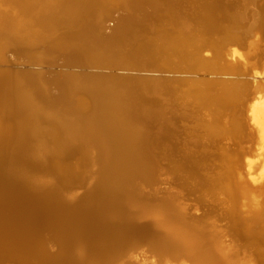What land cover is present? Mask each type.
<instances>
[{
    "label": "bare ground",
    "instance_id": "6f19581e",
    "mask_svg": "<svg viewBox=\"0 0 264 264\" xmlns=\"http://www.w3.org/2000/svg\"><path fill=\"white\" fill-rule=\"evenodd\" d=\"M10 1H18L24 12L20 22H16L11 15L15 12L14 8L13 11L0 9V41L7 40L9 47L29 49L36 44H49L48 51L46 50L47 52H43L37 58V62L42 63L62 58L68 64L79 63L88 67H122V63H125L128 64L127 68H133L140 67V61L146 60L149 63L156 62L158 65L155 68H161L160 70H171L178 65H184L185 68L216 73L222 70L223 60L231 55L230 50L229 54L222 48L235 45L244 50L249 49L245 56L259 60L258 49L263 45L260 41H255L249 42L250 45L247 46V39L256 33L257 25L259 29L261 26L264 28V0H208L207 2L206 0H186L191 4L193 12L189 11L184 18L180 17L176 8L168 5L165 15L173 19V22L169 23L171 27L153 29V35L151 34L157 38L160 35V45L153 44L151 36H145L141 41V33L146 31L147 25L154 19L161 17L158 2L168 3L174 0ZM0 6H2L1 1ZM148 8L154 9L153 13L156 15L153 14L152 17L146 14ZM116 10H122L125 16L113 33L104 36L100 23ZM254 17L257 19L256 24L253 22ZM257 21L261 25L257 24ZM194 25L201 27L200 32L194 30ZM64 29L65 31L68 29L67 40L72 37L75 42L68 43L66 39L54 41L59 38L57 34ZM9 31L14 33L10 35ZM208 33L221 34L211 39ZM208 49L211 52L210 60L201 57V53ZM2 52L0 49V55ZM2 56L4 57L5 54L2 53ZM240 56L245 58L243 53ZM235 60L232 61L234 63L232 69L238 72L239 64L238 60ZM38 78L19 76L17 79L10 80L7 75L0 73V165L7 162L9 153L13 161L10 163L11 170L8 176H19L21 173L16 167L22 164H31L42 172L40 179L30 177L18 179L21 189L26 193V200H22L21 203L10 206L7 202L9 193H0V225L1 221L5 220L6 227H9L5 228L2 234L13 238V243L22 244L21 249L18 247L16 249L15 245L12 246V242L5 243L3 238H0V259L22 256L28 260L25 264H56L48 261L41 247L36 245L35 240H31L36 231L30 226L35 217L41 216L45 217L50 225V221L55 216L56 220L61 219L60 222L66 226L73 222L64 215L58 203L61 187L52 189L49 187V181L43 179L46 178L45 176L55 175L57 179L61 178L64 181L68 176V171L62 164L51 165L46 160L51 144L58 146L79 144L84 152L82 160H85V163L88 162V153L92 152L96 154V157L92 159L93 163L105 173L107 172L109 177L115 170L120 172L117 180L101 181L100 189L103 195L99 200L105 210L104 215H119L121 220H124L121 228L123 232L136 234L157 230L158 239L150 243V250L159 262L171 264V262L185 260L192 264H254L253 255L264 248V235L258 238L261 234L253 232L237 214L236 207L239 205L240 198L230 167L227 168L228 172L223 178L219 179L218 189L199 198L203 203L212 206H215L214 200L225 198L230 204L226 214L232 219L228 227L220 225L216 212L206 214L202 218L203 222H190L185 207L175 203V209L186 218L188 221L186 222L178 219L175 212L170 209H159L158 203H161L162 199L167 202L175 201V194L173 195L171 190L168 192L165 190V195L158 198L160 191L156 189L146 200L140 198L138 190L154 186V173L158 161L164 158L167 162L169 159L174 160L173 156L176 152L180 158L182 157V162L163 169L180 184L186 185L188 189V184L179 173L186 170L190 175L189 179L193 180L194 176L190 173L192 171L188 170L195 169L200 156L176 149L173 144V134L169 133L166 127L171 122L175 123L174 120L177 118L185 120L191 117L199 121L200 118L198 119L196 115L205 113L210 122L201 126L200 129L208 137L201 139L191 133L187 134L183 144L192 148L208 144V138L218 139L220 142L226 135L238 134L243 131L241 123L236 121V117L227 118L226 113L238 107L242 108L245 101L249 102L252 99L249 100L252 96L251 87L248 88L247 84L235 81L203 79V81L191 79L192 81L189 82L160 79L144 83L101 80L91 75L86 77L59 75L48 80ZM14 86H50L56 95H50L49 90L39 91L37 87L36 89L32 87L33 89L29 91H21L22 89ZM95 86H145L147 92L164 97V100L158 104V107L153 101V105L146 103L150 107L147 109L142 98L132 95L134 91L130 88L115 97L107 96L110 101L105 103L102 92ZM78 94H82L85 99L78 98L76 101ZM89 99L94 113L92 117L84 119L83 112L86 110L85 106ZM41 101L62 104L64 106L62 113L65 114L45 113L39 106ZM181 106L189 108L187 107L182 114L178 115L177 111ZM256 107L264 110L262 95L254 100V109ZM104 109L118 113L120 117L116 120H119L122 126L132 124L133 136H128L129 134L122 128L119 135H114L111 130L107 132L104 125L100 123V115L97 113ZM259 112H261L260 109ZM71 115H79L83 119L75 116L71 118ZM44 118L47 124L41 126ZM224 121L229 122V126L222 128L221 124ZM152 124H155L157 129L153 138L147 134L148 127ZM262 130L263 133L264 128ZM16 136L19 137L17 140ZM19 143L20 146H17ZM217 152L220 160L228 159L229 161L230 154L223 155L224 148L222 151L218 149ZM31 161L37 162V165H32ZM189 163L191 167L188 166ZM8 176V181H12ZM190 190L192 193V187H189ZM6 212L9 213L7 218ZM143 219L150 221L148 228L136 230L130 225L135 220ZM79 226L80 223L77 228ZM70 227L75 230L76 226ZM89 228L83 229L80 226L76 229L74 239H69L67 245L72 248L76 240L82 241L84 234L89 235L97 229V226H93V229ZM66 233L70 235L69 232L66 231ZM223 243L225 249L222 250L220 246ZM73 254L78 259H83V261L79 260L78 264H91L83 249L76 248ZM113 257L95 264H112L116 259V256Z\"/></svg>",
    "mask_w": 264,
    "mask_h": 264
},
{
    "label": "water",
    "instance_id": "95a60500",
    "mask_svg": "<svg viewBox=\"0 0 264 264\" xmlns=\"http://www.w3.org/2000/svg\"><path fill=\"white\" fill-rule=\"evenodd\" d=\"M208 0H206L207 2ZM168 5H171L170 7L176 8L177 12H179L180 17H186L187 13L193 12V8L191 7V4H189L186 0H174L173 2H158V11L161 14V17L158 16L156 19L152 21L149 25H147L146 31H143L141 33V38L143 41L145 36H151L153 29H169L171 26L169 23L173 22V19H171L169 16L165 15V10L167 9ZM154 9H147L146 14L156 15L153 13ZM154 14V15H153ZM125 16V14L119 10L112 11L109 14V17L104 19L100 23V28L102 34L104 36H108L111 33H113L120 22V20ZM226 25V24H224ZM195 31L201 30L200 26H193ZM200 32V31H199ZM150 34V35H147ZM152 34V35H151ZM209 37L211 39L216 38L220 36L219 34L214 33H208ZM223 34V32H222ZM59 36L58 39H54V41H58L61 39L62 41H66L68 43L75 42V40H72V37L68 38V29L65 31H61L57 34ZM260 42L263 44L264 47V31L260 32ZM222 36V35H221ZM67 37V38H66ZM160 35L158 38L156 36L153 37L152 42L153 44H159L160 43ZM257 39V35L253 34L252 37L247 39V45L248 43L255 42ZM264 49V48H263ZM227 50V49H226ZM225 50V51H226ZM243 52L246 53L245 50L240 49ZM210 52L209 50H204L201 53V57L207 53ZM211 53V52H210ZM10 54L7 58H5L3 61L0 62V73H3L4 75H7L8 78L11 79H17L19 76L22 77H39L38 79L48 80L52 77L59 76V75H68L72 77H86V76H93L94 78L101 79V80H108V81H115V80H125L129 82H144L149 83L155 80H173L178 79L182 81H193L199 80H217V81H236V80H244L247 83L251 84V80L253 79V71L255 68H259L260 70L264 67V61H259L260 64L257 66H250L248 67V71L246 74H239V75H227L230 78H224L225 75L217 74V76L210 75L208 73H205L207 75H200L199 72L191 74L190 71L184 67V65H178L175 67V70L172 71H160L156 69L157 63H149V61L141 60L139 63L140 67H133V68H127L128 64L122 63V67H101V68H94V67H81L85 64L80 65L79 63L76 64H68L66 61L63 60V63L56 65L54 61L52 62H35L32 57L30 56H21L19 53H15L13 51H10ZM31 54H35L33 51ZM247 56V55H246ZM211 57H205L204 59L210 60ZM248 58V56L246 57ZM260 58V57H258ZM260 59H264L263 56H261ZM249 62L258 61L256 59H247ZM228 63H233L232 61L228 60ZM159 63V62H158ZM239 65H241L244 68V65L242 62H237ZM88 66V65H86ZM181 70V71H180ZM186 70V71H185ZM201 79V80H200ZM203 79V80H202ZM19 87L22 89L21 91H29L32 87H34L39 91H48L50 95H56L53 92V88H50V86H14ZM97 90L101 91L103 94V100L105 103H108L110 100L108 97H115V95L123 94L128 91L130 88L133 89L132 95H135L137 97H141L142 100L147 104H152V101L157 104L156 107H158V104L161 103L162 100H164V97L161 96H155L151 92H147L145 86H95ZM33 89V88H32ZM36 91V90H35ZM108 96V97H107ZM81 98L82 100L85 99V97L81 94H78L76 96L77 99ZM110 98V99H111ZM177 98V97H176ZM175 100V98L173 99ZM39 102V101H38ZM84 102V101H83ZM11 103V102H10ZM85 103V102H84ZM40 108L44 109L45 113H54V114H65L62 113L64 110V106L59 103L53 102V104L44 103V101H41L39 103ZM145 108H150L148 105ZM188 106H181L178 108V115L182 114ZM153 108V106H151ZM189 108V107H188ZM193 108V107H192ZM85 112H83L84 119L92 117L91 115L94 113V109L92 110V103L89 99V102L86 103L85 106ZM157 109V108H155ZM109 109L100 110L97 113L100 115V123L104 125V129L107 130V132H110V130L113 132V134L120 133V128L124 130L125 133L129 134L128 136H133L134 134V126L132 124H126V126H122V124H119V120H116L120 116L118 113H112ZM192 111V110H191ZM190 111V112H191ZM74 114V113H73ZM75 116V115H74ZM73 115H71V118H74ZM198 119L200 118L202 123H205L206 125L210 122L209 117L207 115L198 113ZM45 117V116H44ZM69 117V116H67ZM79 119L81 116H75ZM180 118V117H179ZM195 120V119H194ZM47 120L44 118V120L41 123L47 124ZM112 121H114L112 123ZM174 122L169 123L168 127H166V130H169V133L173 134V144L176 149L180 148L182 143L186 141L187 139V133L190 132L193 125L191 122L193 121L190 118H185V120L176 119ZM86 122V121H85ZM177 122V123H176ZM127 123V122H126ZM149 130L147 132L149 137H152L156 135L157 129L156 125L152 124L148 127ZM19 137L16 136V140ZM247 138V137H245ZM15 140V141H16ZM222 141L220 145L233 148V144H223ZM242 146H250V141H243ZM240 144H237L239 147ZM20 146V143L17 145ZM79 144H71L69 146H58L51 144L49 147V156L46 160L51 165H59L62 164L68 171V176L64 181L61 180V178L57 179L55 175L53 176H45L43 180L49 181L50 188H58L61 187L59 191V198L58 203L61 207L62 212L65 216L71 219L73 221L69 226L64 225L63 222H60L61 219L56 220L55 218L52 219L51 226L48 224H45V222L37 223L38 229L35 234L31 237V240H35L36 245H39L41 247V250L43 251L46 259L50 262H55L56 264H76L74 261L69 257H73V253H75L76 248L83 249L84 253L86 254V257L88 258V262L91 264H95L102 260H110L113 256H116V259L113 260L112 264H121L122 262L126 263H134L133 261V253H141V252H148L147 244L149 242H155V240L158 239V235L155 232H143V233H128L122 231V225L124 224V220H121V217L119 215H109V212H107V215H104V208L100 204V196L103 195L101 193V181L102 180H117L119 179L120 172L114 171L112 172V175L109 177V174L100 169V167L96 166L92 161L93 157H96V154L94 155L92 152L88 153V162L85 163V160H82V149ZM19 149V148H17ZM7 162L5 164L0 165V193H9L7 202L8 204L15 205L16 203H21L22 200L25 199L26 193L24 190L21 189V183L18 182V179L21 177L23 178H33V179H40L42 176V172H39L37 170L38 168H34L30 165L22 164L20 167H16L17 170L21 173L19 176H8L10 163L13 161V159L10 157V154H7ZM175 161L172 162H166L164 160H160L157 163V169L154 173V182L155 185L150 188H139L140 198H143L146 200L147 198L151 197L153 195L152 193L157 189L156 186L159 182V177L162 174L163 168L168 169L172 165H178L182 162V157L180 158V155L175 153V156H173ZM15 160V159H14ZM211 161V160H210ZM209 161V162H210ZM32 165H37V162L31 161ZM40 164V163H39ZM189 167H191L190 163L188 164ZM122 167V166H120ZM125 168V167H123ZM216 165H210L208 167L199 166V169H191L188 171H195V172H202L203 176L205 175H214L215 173ZM126 169V168H125ZM36 173V174H35ZM191 173V172H190ZM108 174V175H105ZM6 175V176H5ZM38 175H41L38 177ZM166 175V174H165ZM181 177L184 179V181L190 186L195 187L196 185L192 184L194 181L190 178V175H188L187 171H183V173H179ZM8 177L11 178L12 181H8ZM36 176V178L34 177ZM17 177V178H16ZM171 178V177H170ZM172 181L174 180V178ZM181 181V180H180ZM176 183H179L176 181ZM197 195H189V200L191 203L187 211V217L190 222L193 221H199L203 222L202 218L204 215V211L199 209V211L195 210L194 204L196 203ZM26 200V199H25ZM208 206V205H207ZM25 208V206H24ZM206 210V208H205ZM63 216L65 219L66 217ZM81 228L84 229V227H91L93 229V226H97V229H94L93 232H91L89 235L87 233L84 234V236L81 238L82 241L76 240L75 244H73L72 248L67 245V242L69 239H74L75 233L74 231L77 228V225H79ZM127 223H129L127 221ZM206 224V221L204 222ZM76 226L74 227L75 230H73V227L70 226ZM136 230L140 229L143 230L144 228H148L150 225V221L148 220H139V221H133L130 223ZM223 227L229 226V224L223 220V223L221 224ZM51 227V229L49 228ZM90 229V228H89ZM264 229L261 228V224H258V226L254 227L252 229L253 232H260ZM208 230V229H207ZM69 232L70 235H68ZM87 231V230H86ZM264 233V232H263ZM262 238V234L260 237ZM244 243V242H243ZM246 243V242H245ZM35 245V244H34ZM76 245V246H75ZM21 245L16 246L19 249H21ZM75 246V247H74ZM69 254V255H68ZM68 255V256H67ZM114 258V257H113ZM253 263L254 264H264V248L260 249L258 252H255V255H253ZM28 260L26 257H6L3 259H0V264H25ZM52 264V263H51Z\"/></svg>",
    "mask_w": 264,
    "mask_h": 264
},
{
    "label": "rangeland",
    "instance_id": "374dc122",
    "mask_svg": "<svg viewBox=\"0 0 264 264\" xmlns=\"http://www.w3.org/2000/svg\"><path fill=\"white\" fill-rule=\"evenodd\" d=\"M0 1H1V5H2V6H0V9L1 10H11V11H13L15 9L14 14H12L11 12L10 13H11V15H13L16 22H18V21L20 22L21 16L24 12L22 5L20 3H18V1H10V0H0ZM29 1H31V0H29ZM262 5L263 4L261 3V6ZM256 20L257 19L254 17L253 22H255V24H256ZM257 24H260V23H258V21H257ZM257 27H258V30L255 33V35H257L256 41H260L261 35H260L259 31L263 32L264 28H262V26H261L260 27L261 29H259V25H257ZM12 33H14V32L9 31L10 35H12ZM250 43H253V42L250 41ZM7 45H8L7 40L1 39L0 49H1V51H3L2 53L5 54V56L3 57L2 53H1L0 62L2 59L4 60L9 55H11L10 51H13L15 53H19L21 56L32 55V57H33L32 60L37 62V58L39 56H41L43 52H47L48 51L47 49L50 47V46H48L49 44H36V46L29 49V48L16 47V46H10L9 47ZM159 45H160V43H159ZM248 45H250V44L248 43ZM263 48L264 47L262 46V48L258 49V52L260 53V58H261V56L264 57V49ZM222 49L224 51L226 49H228L226 51L228 52L230 50V52H231V55L229 56V58H225L223 60L222 70H219L216 73L215 72L208 73V72H205L203 70H195L193 68H187L190 71L189 73L191 74V76L193 75V73H197V72H199L200 75H207L205 73H208V74L213 75V76L214 75L217 76V74H222V75H225V74H227V75H229V74H231V75L246 74L248 71L249 65L250 66H257L258 64H260V62H259L260 60H261V62L264 61V59L263 60L257 59L258 60V61H256L257 63L255 61H253L252 63L251 62L248 63V60L246 59V56H245V52L240 50L241 48L239 46H235V45L231 46V47L228 46L227 48L224 47ZM247 49H248V47H247ZM261 50H263L262 51L263 54H262ZM32 51L35 54H31ZM245 51H246V53H248L249 49L245 50ZM230 52H228V53L230 54ZM228 53H226V54H228ZM242 53L245 56V58L240 56ZM209 56H210V52H207L203 57H209ZM234 59L245 64L244 68L241 65L237 66L238 69L240 70V71L238 70V72H236V71H234V69H232V68H234V66H232V65H234V63L232 64V63L227 62L228 60L233 61ZM60 60L63 61L62 58H60ZM60 60H59V58H57L56 60H54V61H56L54 63L56 65H59L62 63V61H60ZM40 63H42V62H40ZM81 67L87 68L88 66L84 65ZM102 67H105V66H102ZM94 68H101V67H94ZM156 69L160 70L161 68H156ZM172 70H175V69H171V70L162 69L160 71L165 72V71H172ZM224 78H230V77L225 75ZM251 81H252L251 84L247 83L246 81H244L242 79L235 81V82L247 84L248 88L251 87L252 96L249 98V100L251 98L252 99L250 101L247 99L249 102L245 101L246 103L244 102V106L242 108L238 107L237 109L236 108L232 109L231 111L226 113V117L229 119H231V117L232 118L236 117V121L238 120L243 127L242 132H240V133L238 132V134H235V135L234 134L226 135L224 140H223V142H224L223 144L227 145V144L232 143L234 145L233 148L222 146V145H220V143L222 141L219 142L218 139L214 140L212 138H208V142H209L208 144L205 143L203 146H201V145L197 146V148L196 147H194V148L187 147L183 143H182L181 147L178 148V150H180V151L184 150V151H188L190 154L195 153L196 155L200 156L199 160H197L198 162L196 163L194 170L199 169V166H203V165H205V167H208L210 165H216L214 175L203 176V174H201L202 172L199 173V172H195V171L193 172L192 171L191 175L194 176V178H193L194 183H192V184H194L196 186L192 187V193H191V190L189 191V187H190L189 185H188L189 187L187 189L186 185L176 183V181H172L173 179H171L172 177L167 174V171L165 169H161L162 174L159 177V182H158V185L156 186V188L159 189V191H160V193L158 194L157 197L160 198V197L164 196L165 195L164 193H166L165 190L167 192L171 190L170 192H172L173 195L175 194L174 199L176 202L171 201V202H173V203H171L169 201L167 202V201L162 199L161 203H158L159 209H164V208H166L167 210L170 209V211L175 212V215H177L178 219H180L181 221H186V218L183 217V215H181L180 213H178V211L175 209L174 204L175 203H177L178 205L181 204V206L185 207V212L187 214L188 213L187 209H188L189 205L193 204L189 200V195H197L198 198L196 199V201H195L196 203L194 204L195 210H197V211H199V209L203 210L204 211L203 217L206 214H211V213L213 214L214 212H216V214L218 215V221H219L220 225L223 223V220H225L228 224H230L232 219L229 218V216L226 214L227 209L230 206V204L225 198H218V199L214 200L215 206H212L211 204L210 205L205 204L199 200V198H202L206 194H210L209 192H213V191L215 192L218 189L219 179L223 178V176L226 174V172H228L227 168L230 167V172L232 171V173L234 174V184L237 186L238 194H239V198H240L239 205H238V207H236L238 209L237 214L239 215L240 219H242L243 222H245L247 224V226L251 229L258 226V224H261V228L264 227V132L263 133L261 132L262 128H264V110H263V108H258V107H256L254 109V100L259 95H262L264 97V67L262 70H260L259 68L254 69L253 79ZM258 90H259V92H258ZM245 105H246V107H245ZM193 109L194 108H192V110ZM259 109L261 112H259ZM253 110H256V111L253 112ZM238 111H240V112H238ZM253 113H255L257 115H255ZM189 118L193 120L191 123L192 124L195 123V124L193 125L192 128L190 127V129H192V130L190 132H188L187 134L191 133L194 136L196 135V136L201 137V139H207L208 136L204 135L200 129L201 126L203 127L206 124L200 122V121H202L201 119L199 121H196L191 117H189ZM221 125H222V128L225 126H229V122L224 121V122H222ZM245 137H247V138H245ZM244 140L250 141L249 147L244 146V145L242 146L241 143ZM214 141H216V143ZM237 144H240L239 147L237 146ZM223 148H224L223 155L225 153L230 154L229 155V161H228V159H227V161L226 160L225 161L220 160L217 157V154H218L217 150L219 149L220 151H222ZM83 158H84V152L82 154V159ZM164 161H166L165 158H164ZM172 161H175V160H173V159L168 160V162H172ZM38 176L40 177L41 175H38ZM161 193H163V194H161ZM175 197H177V198H175ZM205 208H206V210H205ZM8 214L9 213H7L5 215L6 218H7ZM1 222H2V224L0 225V238H3L2 240H4L5 243H9V242L13 243V241H14L13 238H10L8 236H4L2 234L4 229L9 228V227L8 226L6 227L7 223H5V220H3ZM32 222L33 223L30 227H32L35 231H37V229H38L37 228L38 225L35 222H37V223L45 222V224H48L49 226H51L48 223L47 219L45 217H42V216L41 217H35L32 220ZM186 222H188V221H186ZM226 227H228V226H226ZM49 228L51 229V227H49ZM153 232L157 233V230H154ZM263 232H264V229L260 232H255V233H260V234L264 235ZM150 243H152V242H149L146 245L148 248V252H141L139 254L133 253L134 263H131V262L130 263L129 262L123 263L122 262L121 264H162L161 262H159V259L156 256H154L152 251L150 250L151 249ZM18 244H20V243H13L12 246H14V245L18 246ZM220 248L222 250L225 249V244L223 243L220 246ZM70 258L74 261V263L76 262V264L80 263L79 260L83 261L82 258L78 259L75 254H73V257H70ZM175 263L176 264H192L191 262H189V261L187 262L185 260H182L181 262H178V261L171 262V264H175Z\"/></svg>",
    "mask_w": 264,
    "mask_h": 264
}]
</instances>
